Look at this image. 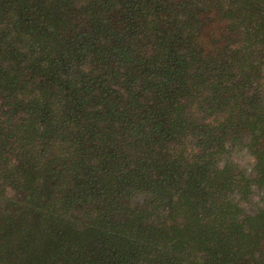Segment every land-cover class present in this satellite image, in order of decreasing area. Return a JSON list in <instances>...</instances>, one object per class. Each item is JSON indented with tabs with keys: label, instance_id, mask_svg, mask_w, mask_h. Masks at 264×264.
I'll list each match as a JSON object with an SVG mask.
<instances>
[{
	"label": "trees",
	"instance_id": "1",
	"mask_svg": "<svg viewBox=\"0 0 264 264\" xmlns=\"http://www.w3.org/2000/svg\"><path fill=\"white\" fill-rule=\"evenodd\" d=\"M254 189L264 0H0V264H264Z\"/></svg>",
	"mask_w": 264,
	"mask_h": 264
},
{
	"label": "rangeland",
	"instance_id": "2",
	"mask_svg": "<svg viewBox=\"0 0 264 264\" xmlns=\"http://www.w3.org/2000/svg\"><path fill=\"white\" fill-rule=\"evenodd\" d=\"M235 160L240 165L241 169L245 167L248 170L253 162L244 151H238ZM239 204L248 212H253L256 208L262 207L264 205V190L254 189L251 194L241 199Z\"/></svg>",
	"mask_w": 264,
	"mask_h": 264
}]
</instances>
